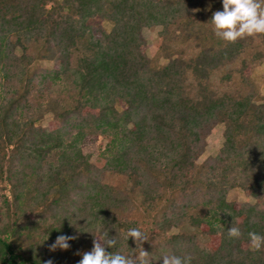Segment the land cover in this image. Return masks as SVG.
Instances as JSON below:
<instances>
[{
  "label": "trees",
  "instance_id": "obj_1",
  "mask_svg": "<svg viewBox=\"0 0 264 264\" xmlns=\"http://www.w3.org/2000/svg\"><path fill=\"white\" fill-rule=\"evenodd\" d=\"M212 9L222 3L0 0V264H70L105 234L118 242L106 251L130 255L136 245L122 232L134 227L148 236L150 264L166 254L191 256V264H264V247L252 249L248 236L264 235V107L249 91L251 62L241 59L238 70L245 94L210 86L245 45L223 41L213 26L216 44L184 64L152 68L139 37L155 26L161 35L177 25L200 33ZM216 120L225 124L222 147L197 165L202 132ZM95 134L108 139L100 169L80 148ZM106 172L125 175L130 194L105 183ZM235 189L254 203L228 201ZM232 226L239 239L229 238ZM60 235L76 239L49 251Z\"/></svg>",
  "mask_w": 264,
  "mask_h": 264
},
{
  "label": "rangeland",
  "instance_id": "obj_2",
  "mask_svg": "<svg viewBox=\"0 0 264 264\" xmlns=\"http://www.w3.org/2000/svg\"><path fill=\"white\" fill-rule=\"evenodd\" d=\"M60 1V0H59ZM170 1V0H163ZM222 3V0H216ZM203 4V3H202ZM211 4L206 1L201 9L209 8ZM217 5V3H216ZM215 7V6H214ZM219 6H216V8ZM206 10V9H205ZM216 12V10H211V15ZM105 30L109 31L111 29V24L108 22H99ZM209 28H202L200 33L197 30H189L188 28L182 26L171 27L165 34H160L161 27H144L139 32V37L143 41L145 46V53L150 60L152 68H159L166 65L170 60H177L180 64L188 62L191 58L196 56V54L203 48L207 46H213L215 43L212 38L214 34L210 30L213 27L212 24L208 25ZM210 31V32H209ZM213 31V30H212ZM245 45L243 54L232 66H229L225 70L214 71L211 75V89L217 95L223 93H230L233 95L245 94L246 90L241 84L240 75L238 70L240 68V60L245 59L247 63L252 64V73L248 80L249 91L254 93V105L264 107V43L261 35L246 37L244 39L238 40ZM207 44V45H205ZM255 55H259L257 60L252 59ZM252 59V60H251ZM38 66L41 68H51L53 62H47L39 60ZM230 73L231 79L228 81L223 80V77ZM186 85L187 91L190 97L195 98L196 96V86L195 81L192 79L190 72L186 73ZM52 113L44 115L38 125L41 127H46L50 120H52ZM225 124L218 120L211 122L209 126L202 132V146L200 147L198 154L196 156V164L201 165L208 158L215 157L223 144V131ZM94 135V134H93ZM108 139L101 135L95 134V136L86 137L81 145V151L83 155L89 157V161L96 167L102 168L103 160L101 159V152L104 150ZM105 183L116 188L121 189L124 192L130 194V181L125 175L114 174L106 172L103 174V179ZM228 201H239L253 204L254 201L251 198L245 197L242 191L235 189L231 190L227 196ZM138 204H135V207ZM140 213V211H139ZM139 213L133 211L130 218H139ZM90 250H84L87 252ZM81 252V253H83ZM81 255L78 256L76 260H73L70 264H79Z\"/></svg>",
  "mask_w": 264,
  "mask_h": 264
},
{
  "label": "clouds",
  "instance_id": "obj_3",
  "mask_svg": "<svg viewBox=\"0 0 264 264\" xmlns=\"http://www.w3.org/2000/svg\"><path fill=\"white\" fill-rule=\"evenodd\" d=\"M222 11L213 13L210 20L214 26L215 35L228 43H236L240 39L257 35H264V0H222ZM229 238L239 239L242 235L238 227L232 226L227 230ZM250 245L254 250L264 247V235L256 232L248 233ZM133 239L136 247L130 255L117 250L109 253L108 248H116V237L109 239L107 234L94 237L91 251L78 253L82 258L79 264H150V254L144 250L143 243L148 241V236L140 228H130L122 232V239L126 243ZM76 239L74 236L60 235L49 246V251L57 249L68 250L69 241ZM128 245V243H127ZM191 256L164 255L163 264H191ZM45 264H53L48 260Z\"/></svg>",
  "mask_w": 264,
  "mask_h": 264
}]
</instances>
